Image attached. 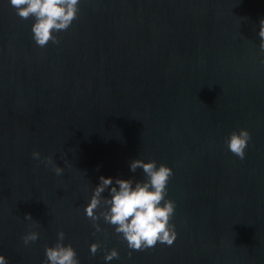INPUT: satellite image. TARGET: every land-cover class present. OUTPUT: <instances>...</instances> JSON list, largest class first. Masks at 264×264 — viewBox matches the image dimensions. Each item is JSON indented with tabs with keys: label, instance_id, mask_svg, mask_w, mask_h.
I'll list each match as a JSON object with an SVG mask.
<instances>
[{
	"label": "water",
	"instance_id": "obj_1",
	"mask_svg": "<svg viewBox=\"0 0 264 264\" xmlns=\"http://www.w3.org/2000/svg\"><path fill=\"white\" fill-rule=\"evenodd\" d=\"M261 19L264 0H82L59 43L41 48L33 19L0 0V253L9 264H42L61 230L80 264H105L113 247L119 259L108 264H264ZM240 128L251 133L244 159L226 144ZM136 158L173 169L170 246L130 250L113 226L101 219L97 233L84 215L99 176L144 179L129 170ZM31 230L39 238L24 245Z\"/></svg>",
	"mask_w": 264,
	"mask_h": 264
},
{
	"label": "clouds",
	"instance_id": "obj_2",
	"mask_svg": "<svg viewBox=\"0 0 264 264\" xmlns=\"http://www.w3.org/2000/svg\"><path fill=\"white\" fill-rule=\"evenodd\" d=\"M15 13L22 19L32 18V39L39 47L49 42L58 44L57 33L67 30L77 18L82 0H8ZM258 37L259 47L264 52V19L260 20ZM264 63V60L261 61ZM251 140V133L246 128L233 130L226 139L228 150L245 158V150ZM32 159L51 166L56 176H62L64 167L55 163L52 156L42 157L39 151L31 153ZM67 163V161H65ZM141 169L142 180L99 176V182L92 189L84 215L90 219L95 232L103 229L98 221L113 226L114 233L126 242L130 250H145L154 247L158 242L172 245L177 238L175 224L171 223L176 204L167 197L173 169L155 160L132 159L129 170L133 173ZM107 192V195L104 193ZM25 220H33L31 214L24 215ZM31 227V225H30ZM39 233L35 230L23 235L24 245L35 242ZM65 233H57L55 244L45 247V259L42 264H80L73 246L64 243ZM100 248L98 242L89 245V251L95 255ZM131 251L129 252V256ZM105 264L119 259L118 250L113 247L106 250L103 257ZM0 264H9L8 258L0 253Z\"/></svg>",
	"mask_w": 264,
	"mask_h": 264
}]
</instances>
